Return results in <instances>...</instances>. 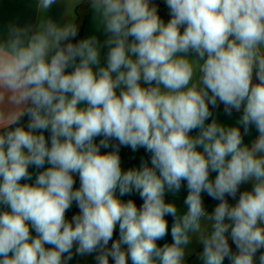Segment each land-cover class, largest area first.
<instances>
[{"label": "clouds", "instance_id": "1", "mask_svg": "<svg viewBox=\"0 0 264 264\" xmlns=\"http://www.w3.org/2000/svg\"><path fill=\"white\" fill-rule=\"evenodd\" d=\"M165 3L167 23L150 0H91L103 43L71 42L74 24L9 25L0 40V104L11 106L0 108V205L10 209L0 212V264H69L94 253L95 264H185L192 236L203 264H256L258 252L264 264V0ZM219 104L242 113L236 125L214 117ZM122 147L145 149L150 166L142 158L122 170ZM29 166L44 170L21 183ZM183 181L180 214L165 192ZM249 182L230 205L226 197ZM117 190L135 191L142 205ZM202 193L219 201L211 214ZM73 202L79 212L69 220ZM166 215L173 242L160 247Z\"/></svg>", "mask_w": 264, "mask_h": 264}, {"label": "crops", "instance_id": "2", "mask_svg": "<svg viewBox=\"0 0 264 264\" xmlns=\"http://www.w3.org/2000/svg\"><path fill=\"white\" fill-rule=\"evenodd\" d=\"M84 0H56V2L50 6L47 10H41L39 7V0H0V40L7 38L9 25H16L20 27L31 25L33 29L38 27L41 21L51 20L59 26H64L67 24H74L78 20L77 8L82 4ZM85 14V23L83 27V33L81 39H87L91 36H97L101 43L106 39L105 34L102 30L98 29L97 22L94 18V11L89 4L84 10ZM108 49L106 47L101 49V64L106 65V54ZM69 69L68 71H71ZM255 82V81H254ZM83 106V105H81ZM10 105L5 101L3 104H0V108H2L5 112L10 109ZM211 108V105L209 106ZM214 117L223 124L226 125H236L239 117L242 115L241 112H237L235 110L232 111V114L229 116L224 112L223 104H219V107L216 109H212ZM28 116H24L20 124L23 126H27ZM211 118L206 122L210 123ZM15 127V125L13 126ZM0 131H3L0 129ZM198 130H194L190 135L195 136ZM241 132L243 133V128L241 127ZM49 134L47 132L44 135ZM259 133L255 129V127H251L248 134L244 135V142L246 144H251L257 137ZM49 137V136H48ZM46 137V139L48 138ZM100 137L96 139V142H99ZM115 143V141H113ZM102 152L111 151V149H101ZM120 157H121V167L122 170L127 171L129 168H139L141 164V159L143 158L145 161H148L150 166V157L151 154L146 152L145 149L140 148L136 152H133L129 147H122L120 149ZM45 168L50 167V165L45 164ZM44 169H36L34 166H29V172L31 173V180H22L21 183H34L35 179L40 171ZM217 173H210V178L214 179ZM74 188H79L80 180L77 174H74ZM253 184L251 182L242 184L237 193V197L233 200L231 197H226L230 205H235L239 199V195L245 191H251ZM188 194L187 183L186 181L182 182V186L179 192H165V201L176 203L178 212L183 214L186 211V206L184 205V200ZM117 197L121 199L122 202H127L129 199L133 200L137 207L139 208L143 201L139 197V194L133 191L130 195L120 196L119 191L116 193ZM203 203L206 212L211 214L219 201L212 199L206 193H202ZM0 209L2 211H10L6 206L0 205ZM79 209L76 206V203L73 202L72 207L66 211V219L71 220L74 214H78ZM165 219L168 222V234L162 239L157 241V245L162 247L165 243L171 244L173 242V238L171 236V227L174 223V218L171 215H166ZM31 230V228H30ZM211 227H208V234H211ZM114 232H119L118 225ZM32 235L35 236L36 233L32 231ZM190 235H192L190 233ZM229 236V245L232 247V250L235 251V245L231 241L230 234H226ZM112 242L109 241V247ZM126 249V245L122 246ZM264 252V249L260 250ZM73 252L75 253V247L73 248ZM203 252V244L199 241L196 236H192L191 243L187 246V254L185 257V264H203V261L200 259V254ZM260 252L256 254V264H259L258 257ZM69 264H95V253L90 256H80L74 255L72 260L69 261ZM128 264H132L131 260H128ZM224 264H230L229 260L226 258Z\"/></svg>", "mask_w": 264, "mask_h": 264}, {"label": "trees", "instance_id": "3", "mask_svg": "<svg viewBox=\"0 0 264 264\" xmlns=\"http://www.w3.org/2000/svg\"><path fill=\"white\" fill-rule=\"evenodd\" d=\"M89 4H91V0H84L82 4L77 8L78 20L75 26L78 29V35L71 41L73 43H77L81 39L83 33V27L85 23L84 10ZM150 6L157 7L158 15L165 23H167L171 19L170 9L167 7L165 0H150ZM181 31H183V28L181 29ZM254 81L258 83V80L255 79V76H254ZM45 136L48 137L49 134H46ZM0 212L3 211L0 209ZM118 238H119V232H114L111 242L117 240ZM109 264H113L111 258L109 260Z\"/></svg>", "mask_w": 264, "mask_h": 264}]
</instances>
